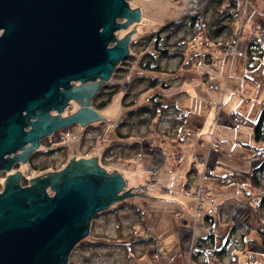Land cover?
Here are the masks:
<instances>
[{
	"label": "rangeland",
	"instance_id": "rangeland-1",
	"mask_svg": "<svg viewBox=\"0 0 264 264\" xmlns=\"http://www.w3.org/2000/svg\"><path fill=\"white\" fill-rule=\"evenodd\" d=\"M139 1L127 0L131 9L139 8L142 12ZM206 1L164 0L161 24L150 19L145 27L141 18L139 23H131L115 32L116 39L129 34H133L130 40L145 38L164 24L185 16H200L205 12ZM237 6L245 27L241 25L240 17L232 22L240 32L244 27L241 40L235 42L234 55L225 54L226 49H220L213 41H209L208 46L203 43L209 36H206L202 22L205 18L210 21L213 18L210 14L193 28L187 20L172 39L185 38L181 45L185 53L183 60L187 64L178 70V59L159 61L165 72L157 75L164 77V83L170 84L171 88L148 90L147 82L150 76L155 77L154 70L150 73L142 70L140 62L144 53L138 55L142 46H131L130 42L129 55L125 59L130 62V71L125 75L122 72L125 66L122 65L123 70L117 71L115 78L112 75L107 85L126 87L136 76L145 77L143 83L140 80L136 82L138 97L131 94L126 100L127 103L134 101L132 106H123L124 92L119 90L106 106L97 109L99 97L96 96L100 87L91 99V107L103 120L88 127L75 125L71 131V128L60 129V141H50V137L40 140L41 145L29 165L19 161L9 173L0 171L1 193L8 176L16 172L22 175L20 185L27 187L32 178L62 171L74 155L76 160L96 157L99 166L107 173L117 171L121 175L126 185L123 192L130 189L135 193L126 200L113 203L110 208L122 204L117 214L101 212L92 219L89 235L75 245L68 264H197L193 260L192 249L205 243L206 231H210L214 224L216 233L213 232L210 240L215 248L220 250L228 244L223 258L208 259L206 264H264V238L258 232L264 226V209L256 213L260 206L255 205V189L252 185L242 186L238 179L239 172L248 175L256 163L262 161L253 159L254 151L247 146L257 145L251 122L258 118L262 109L264 59L254 71L249 72L246 58L239 52L246 53L253 26L264 30V0H239ZM152 10L154 17L159 16V11ZM124 21L120 19L117 22ZM115 45L113 42L109 46ZM136 54V60L130 61V55ZM205 55H208L206 59ZM190 59L192 63H189ZM149 60L155 67V59ZM142 90L144 92L140 94ZM153 93H163L162 105L169 107L171 104L172 108L161 120L152 121L145 114L139 115L130 126L133 127V135L128 139L117 138L116 128L121 127L125 110L145 104ZM79 107L75 100H71L62 115L76 113ZM176 108L186 113V120L183 126L172 129ZM234 113L241 114L242 118L234 116ZM140 119H143L141 124ZM126 128L122 126L121 132L123 129L127 131ZM113 142H119L120 147H114ZM139 142L141 144L138 145ZM134 144L137 145L133 147ZM110 145L113 147L109 148L111 155L107 153L105 156ZM43 164L48 167L42 168ZM232 175L235 177H227ZM261 178L264 185V174ZM246 191L254 195V200L250 201ZM233 197L238 198L236 204L229 200ZM223 204L225 209H232L233 205L236 209L230 215H223L216 210ZM237 221L240 226H236ZM194 223H197L196 227ZM234 224L236 228L231 231ZM139 240H148V243ZM114 241L137 242L133 247L119 245L111 248ZM155 249L158 250L155 252ZM204 259L199 257V264H205Z\"/></svg>",
	"mask_w": 264,
	"mask_h": 264
},
{
	"label": "water",
	"instance_id": "water-1",
	"mask_svg": "<svg viewBox=\"0 0 264 264\" xmlns=\"http://www.w3.org/2000/svg\"><path fill=\"white\" fill-rule=\"evenodd\" d=\"M141 18L127 0H0V171L27 162L53 132L103 120L91 99L128 57L133 36L118 40L115 32ZM71 100L80 107L63 116ZM96 159L74 157L27 187L19 172L8 176L0 264H68L92 219L135 194Z\"/></svg>",
	"mask_w": 264,
	"mask_h": 264
},
{
	"label": "trees",
	"instance_id": "trees-1",
	"mask_svg": "<svg viewBox=\"0 0 264 264\" xmlns=\"http://www.w3.org/2000/svg\"><path fill=\"white\" fill-rule=\"evenodd\" d=\"M238 2L239 0H207L206 1V6H205V12L202 15H194V16H185L184 18H181L178 21H173V22H169L167 24H164L160 29L154 30V32L148 34L147 36L142 37V38H138V39H133L131 40V46L133 45H137L136 47H140V45L142 46V49L139 53H144L143 57L141 59V68L143 71H146L148 73H150V70H154L155 73V77H151L150 76V80L147 82V87L148 90L151 88H157V87H161L163 90H169L171 88L170 84L167 85L166 83H164L165 78L164 77H159L157 74L159 72H165L164 70L161 69L160 67V63L159 61L163 60V59H178L179 60V66H178V70H180V66L181 65H186V61L183 60V56H185V53L183 52L184 50H182V45L184 42L183 38H179L176 41H172V39L174 37H176L177 33H178V29L181 28L183 25L186 24L187 20H190V26L196 27L198 25L199 22L204 20V17H206L207 14H210L211 17H213L210 21L207 20L206 18L205 20L202 22L205 25V31H206V40L203 41V43L205 44V46L209 45V41L210 42H214L216 43L218 46H220L221 48H226V45H228L231 41H239V37H241V33L239 32V30H236L235 27H233L232 22L234 20V17L232 16V11H239L238 10ZM241 20L243 21V26H245V22L244 19L241 15V13H239ZM165 33V34H164ZM164 34V36H163ZM208 38V39H207ZM144 39V40H143ZM165 42V44L163 45L162 42ZM259 41L255 40L253 43H249L246 49V54L244 55L243 52H239L240 56H243L244 58H246V69L249 72H252L256 69V67H258L259 64H261V62L264 59V47L262 43H258ZM175 46V47H174ZM225 46V47H224ZM135 47V46H134ZM173 47V48H171ZM143 51V52H142ZM242 53V54H241ZM133 54V53H132ZM235 53H233L232 55H234ZM137 54L134 55H130V61H134L136 60ZM208 55H205L204 59H206ZM134 58V59H133ZM155 59V67H153L152 63H149L150 60L149 59ZM147 59V60H146ZM189 63H192L193 60H188ZM188 63V65H189ZM122 65L125 66L124 70L122 69ZM130 62H126L125 60L122 61L121 63H119L117 69L115 70L113 77L115 78L117 73V71H121L123 73H126L125 75L128 74V72L130 71ZM125 71V72H124ZM178 71H176L177 73ZM168 73V72H167ZM175 73V72H174ZM125 75L123 76V78L125 77ZM173 75V74H172ZM120 79V78H119ZM148 79V78H147ZM141 83H143V80H146L145 77L142 76H136L134 79L130 80V84L128 86H117L118 84L115 85H103V87L98 91V96L99 97V103L96 104V108H103L104 106H106L108 104L109 101H111L112 99V95H114L117 91L122 90L124 92V97H123V106L128 107L132 106V104H134V101H130L131 103H127V99L129 96H131V94H134V96L138 97L139 95V90L137 89L136 85L139 81ZM118 81V80H117ZM137 82V83H136ZM147 91V90H146ZM144 90L140 91V94L143 93ZM138 94V95H136ZM163 93H153L152 96L150 97V99L142 105H139L138 108H133L130 110H125V112L122 114V118H121V127H117L116 128V135L117 138L119 139H128L129 137H131L132 134V128L130 127L133 125V121L134 118L139 117V115H143L145 114L147 117H151L152 121L156 120L157 118L161 120V118L165 115V113H168L169 109L172 108L171 104L169 105V107H165L162 105V99H163ZM94 102V101H93ZM97 108V109H98ZM175 113H174V117L172 119L173 121V126L172 129H177L180 126H183V124L185 123L186 120V113L183 110H180L178 108L174 109ZM234 116H239L240 118H242V115L239 113H234ZM236 118V117H235ZM239 118V119H240ZM238 121V119H237ZM139 122V121H138ZM143 122V119H140V124ZM95 125L91 126L94 127ZM123 127H128L126 128L127 131L125 129H123V132H121L120 128ZM251 128H252V133L254 136V142L257 143L256 146H247L249 147V149H253L254 154H253V159H256V161H258L259 159L261 161L260 164H257L253 167V170L251 171V173H248L249 180L250 183L252 185V187L255 189L256 194H257V204H255L256 206H260L259 208H257L256 213L258 211H260V209H264V195L262 194L264 192V185L262 182V178L261 176L264 174V98L262 99V109L261 112L258 116V118L256 120H254V122H251ZM125 130V131H124ZM175 135V134H174ZM173 135V136H174ZM62 135L57 134V137L61 138ZM114 145V147H120L119 146V142H113L112 143ZM138 145L141 144V142L137 143ZM137 144H134V146H136ZM216 145V144H215ZM214 146V145H213ZM212 146V147H213ZM217 146V145H216ZM215 147V146H214ZM64 147H59V149H62ZM109 148H113L111 145L106 148L105 150V156H107V153L109 155L110 154V149ZM216 151H218V148H216ZM35 168H38V166H34ZM42 168H47L48 165L44 166V164L41 166ZM206 175H209L208 172H206ZM245 176V175H244ZM228 177V176H227ZM227 177H225L224 182L226 183L227 181ZM238 179H240L238 177ZM248 193V192H247ZM256 200V199H255ZM251 203V202H250ZM122 204H120L119 206H115L112 207L102 213H106V214H110V213H114L117 214V211L119 208H121ZM264 212V211H263ZM207 218V217H206ZM209 223V222H207ZM241 225V223H240ZM239 225V226H240ZM237 226V225H236ZM235 224L232 226V229H235ZM261 235L262 238H264V226H261V228H259L258 231ZM213 237V236H212ZM211 236L206 237L205 239V243L202 244V246L200 245H196L192 250H193V260L195 263L199 264V257L203 256L206 260L209 257H214V258H223L224 257V253H226V248H227V244H224L223 248L220 250H217L213 244V241H211L210 239L212 238ZM140 242H146L148 243V240H139ZM109 242V241H108ZM135 242H131L129 244L120 242L117 243V241H114L111 243V248L112 247H116L119 245L121 246H131L133 247V243ZM101 245H103L102 243H100ZM117 244V245H116ZM207 247H210L209 249ZM127 250V249H126ZM222 260V259H221ZM207 260L205 261L206 264ZM202 264V263H201Z\"/></svg>",
	"mask_w": 264,
	"mask_h": 264
},
{
	"label": "bare ground",
	"instance_id": "bare-ground-1",
	"mask_svg": "<svg viewBox=\"0 0 264 264\" xmlns=\"http://www.w3.org/2000/svg\"><path fill=\"white\" fill-rule=\"evenodd\" d=\"M245 27V26H244ZM244 27H243V29H242V31L240 32V30H239V32L241 33V36H242V33H243V30H244ZM264 32V30H262V29H260V27H258V26H253V29L251 30V33L252 34H250V36H249V43H253L254 41H252L251 40V38H252V36H257L260 32ZM241 38L242 37H239V40H241ZM132 40H133V38H132ZM258 43H262L263 44V46L262 47H264V40H259V42ZM226 49V48H225ZM225 54H227V55H232L233 53H225ZM243 54L245 55L246 53L245 52H243ZM192 166V165H191ZM239 178H241V177H244V178H241V179H239L240 180V184L243 186L244 184H245V186H251V183H250V180H249V177L248 176H246L245 174H243V173H240L239 172ZM245 175V176H244ZM229 178L230 177H235V176H228ZM244 182V183H243ZM149 186V185H148ZM203 191H205V189L203 190ZM246 192H248V191H246ZM239 193V192H238ZM247 194H249V192L247 193ZM250 195V201H252V200H254V195L253 194H249ZM207 197H209V198H213L212 197V195H208ZM229 200H230V202L232 201L233 203H235L236 204V202H238V198H236V197H233V198H229ZM233 208L232 209H225V210H220L218 207H216V210L218 211V212H223L224 214L223 215H230V213H231V211H233L234 210V208H235V206L233 205L232 206ZM236 209V208H235ZM250 219V218H249ZM196 224L197 223H194V226L196 227ZM236 225H239L240 224V222H236L235 223ZM216 224H214L213 225V232L214 233H216ZM206 234H207V237H209V236H214V234L212 233V235H208V233H207V231H206ZM155 242H156V240H155ZM208 249L210 248V247H207ZM212 257H209L208 259H211ZM214 258V257H213ZM212 258V259H213ZM208 259H206V260H208ZM216 259V258H215Z\"/></svg>",
	"mask_w": 264,
	"mask_h": 264
},
{
	"label": "crops",
	"instance_id": "crops-1",
	"mask_svg": "<svg viewBox=\"0 0 264 264\" xmlns=\"http://www.w3.org/2000/svg\"><path fill=\"white\" fill-rule=\"evenodd\" d=\"M140 5H142V23H144L145 27L146 24L149 23L150 19H155L159 24H161V13H163V4L164 0H140ZM159 11V16H153V10ZM144 27V26H143ZM75 157V155H74ZM73 157V158H74ZM79 158V157H78Z\"/></svg>",
	"mask_w": 264,
	"mask_h": 264
},
{
	"label": "built area",
	"instance_id": "built-area-1",
	"mask_svg": "<svg viewBox=\"0 0 264 264\" xmlns=\"http://www.w3.org/2000/svg\"><path fill=\"white\" fill-rule=\"evenodd\" d=\"M232 16L234 17V19H237V18H239L240 17V15H239V12H237V11H235V10H233L232 11ZM240 19H241V17H240ZM243 22V21H242ZM241 22V25L243 26V23ZM240 25V24H239ZM251 40L252 41H255V40H257V41H259V40H264V32L262 31V32H260L257 36H252V38H251ZM235 41H231L228 45H226V51H227V53H233L234 51H235ZM242 54V53H241ZM215 147L217 148V146L215 145ZM202 190H204V189H202ZM199 193H200V190L196 193V196L198 197L199 196ZM225 204V203H224ZM223 204V206L221 205V207H219V209H222V210H225V206L226 205H224ZM238 209V208H237ZM213 225H211L210 226V231H208L207 233H208V235H212V233H213ZM158 249H155V252L157 251Z\"/></svg>",
	"mask_w": 264,
	"mask_h": 264
},
{
	"label": "flooded vegetation",
	"instance_id": "flooded-vegetation-1",
	"mask_svg": "<svg viewBox=\"0 0 264 264\" xmlns=\"http://www.w3.org/2000/svg\"><path fill=\"white\" fill-rule=\"evenodd\" d=\"M69 107V105L66 107V108H68ZM74 127H76L75 125L74 126H71L70 128V130L69 131H71ZM66 129V128H65ZM67 129H69V128H67ZM67 131V130H66ZM62 132V131H61ZM60 132V130L59 131H56V132H53V134L51 135V136H45V138H48V137H50L51 138V140L50 141H55V140H57V139H59V137H57V134H59V135H61L62 133ZM38 151V150H37ZM37 151H35L34 153H32L33 155H31L28 159H27V163H28V165H29V162H33V156H34V154H36V152Z\"/></svg>",
	"mask_w": 264,
	"mask_h": 264
}]
</instances>
